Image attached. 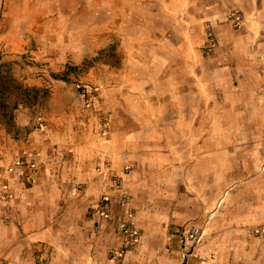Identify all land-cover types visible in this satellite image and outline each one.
Masks as SVG:
<instances>
[{"label": "crops", "instance_id": "obj_1", "mask_svg": "<svg viewBox=\"0 0 264 264\" xmlns=\"http://www.w3.org/2000/svg\"><path fill=\"white\" fill-rule=\"evenodd\" d=\"M112 3L89 44L117 46L119 66L89 71L91 95L54 89L21 135L0 124V264H177L180 222L203 229L190 264H264V233L247 231L264 203L246 210L244 185L220 194L230 132L181 130L264 109V0Z\"/></svg>", "mask_w": 264, "mask_h": 264}, {"label": "rangeland", "instance_id": "obj_2", "mask_svg": "<svg viewBox=\"0 0 264 264\" xmlns=\"http://www.w3.org/2000/svg\"><path fill=\"white\" fill-rule=\"evenodd\" d=\"M113 7L112 0H0V124L7 132L21 135L38 123L54 89L71 86L79 93L90 91L91 95L95 85L87 78L89 71L99 63L119 66L122 55L117 52V46L89 44L95 34L100 37L108 32L109 35V30L95 31L94 27L105 25ZM207 33L208 37H203V44L199 46L203 54H209L217 43L215 35ZM181 64L177 61V77ZM255 88L253 86L252 91ZM257 88L259 92L260 88ZM260 95L250 93L249 98L259 99ZM253 104L248 99L245 103L246 106ZM190 113V110L177 108L179 119H189ZM208 113V127L184 124L181 130L191 128L193 133H198L202 129L201 133L209 129L211 133H222L224 129L230 132V141L224 143L227 172L219 193L228 195L244 185L246 210L255 201L263 204L264 109H213ZM199 116H204L201 110H198ZM212 121H215L214 125ZM217 121H223V124L218 125ZM244 135L245 141L240 139ZM220 144L213 143V146ZM214 160L216 166V157ZM220 201L223 204L224 200ZM182 224L177 223V228L180 225L197 226ZM200 229L197 242L185 247L178 243L177 264H190L191 250L204 235L202 227ZM247 231L258 235L264 233V220L248 223Z\"/></svg>", "mask_w": 264, "mask_h": 264}, {"label": "built area", "instance_id": "obj_3", "mask_svg": "<svg viewBox=\"0 0 264 264\" xmlns=\"http://www.w3.org/2000/svg\"><path fill=\"white\" fill-rule=\"evenodd\" d=\"M81 94H86V91L81 90ZM99 206L101 207V211L104 212L108 209V202L106 198H102L99 201ZM201 235V229L198 226H179L173 229L169 236L177 240L179 244L183 247L186 245H190L192 242H197Z\"/></svg>", "mask_w": 264, "mask_h": 264}]
</instances>
